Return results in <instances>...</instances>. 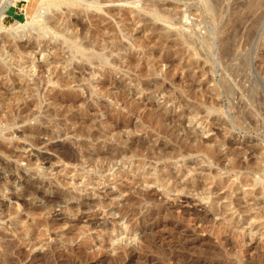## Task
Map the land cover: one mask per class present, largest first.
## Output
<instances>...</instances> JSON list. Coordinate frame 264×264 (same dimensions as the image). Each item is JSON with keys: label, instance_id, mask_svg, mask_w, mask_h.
Returning a JSON list of instances; mask_svg holds the SVG:
<instances>
[{"label": "rangeland", "instance_id": "1", "mask_svg": "<svg viewBox=\"0 0 264 264\" xmlns=\"http://www.w3.org/2000/svg\"><path fill=\"white\" fill-rule=\"evenodd\" d=\"M203 1L0 0V264H264V0Z\"/></svg>", "mask_w": 264, "mask_h": 264}, {"label": "bare ground", "instance_id": "2", "mask_svg": "<svg viewBox=\"0 0 264 264\" xmlns=\"http://www.w3.org/2000/svg\"><path fill=\"white\" fill-rule=\"evenodd\" d=\"M31 0H28V2H30ZM52 2V1H51ZM6 4H10L11 3V0H6V2H5ZM52 4V3H51ZM37 12H39V10L38 9H36L35 10V13H34V16H35V14H37ZM58 18V17H57ZM59 20V19H58ZM54 21H57V19H54ZM53 22V21H52ZM67 23V22H66ZM4 55V54H3ZM1 58V57H0ZM10 68H11V66H10V63L9 62H7V61H5V60H3V61H0V75L1 74H7L8 73V77H7V75H6V77H5V80L7 81V82H5V83H8V81L10 80V78H11V80L12 79H17V80H19V82H22L24 79H25V75L27 74V73H25V72H23L22 71V73H20V74H18L17 73V75L16 76H10L9 74H11V73H9V70H10ZM23 70V69H22ZM26 72H27V70H26ZM15 73V72H14ZM13 77V78H12ZM26 80V79H25ZM26 82V81H25ZM24 82V85L23 86H21V85H19V88H22V92H20V93H18V91L16 92V93H14V97L15 98H17V97H20V96H22V94H23V92L24 93H31L32 91H33V88L32 87H30V85L28 86L26 83ZM10 84V83H9ZM21 90V89H20ZM5 99V98H4ZM264 202V201H263ZM81 218V217H80ZM102 222V221H101ZM105 223V222H104ZM103 223V224H104ZM101 224V223H100ZM105 226V225H104Z\"/></svg>", "mask_w": 264, "mask_h": 264}, {"label": "water", "instance_id": "3", "mask_svg": "<svg viewBox=\"0 0 264 264\" xmlns=\"http://www.w3.org/2000/svg\"><path fill=\"white\" fill-rule=\"evenodd\" d=\"M203 3H204L205 5H207V1H206V0H204V1H203ZM44 11H46V10H43V12H44ZM40 13H41L40 11H39V12H37V14H35V17H36V16H39V15H40Z\"/></svg>", "mask_w": 264, "mask_h": 264}]
</instances>
